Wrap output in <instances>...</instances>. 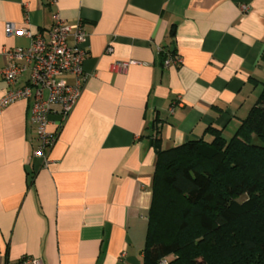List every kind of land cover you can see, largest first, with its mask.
I'll list each match as a JSON object with an SVG mask.
<instances>
[{
	"label": "crops",
	"instance_id": "0c3cea01",
	"mask_svg": "<svg viewBox=\"0 0 264 264\" xmlns=\"http://www.w3.org/2000/svg\"><path fill=\"white\" fill-rule=\"evenodd\" d=\"M54 11L83 22L88 78L46 163L33 156L30 102L0 110V264L23 255L143 264L157 158L151 126L164 148L209 125L234 132L264 80V0H0V68L6 48L31 43L7 25L47 35ZM169 47L179 66L162 63ZM124 61L136 63L118 69ZM9 88L0 77V98Z\"/></svg>",
	"mask_w": 264,
	"mask_h": 264
},
{
	"label": "trees",
	"instance_id": "16d2710c",
	"mask_svg": "<svg viewBox=\"0 0 264 264\" xmlns=\"http://www.w3.org/2000/svg\"><path fill=\"white\" fill-rule=\"evenodd\" d=\"M175 53L162 48V63ZM261 84L230 136L209 125L201 137L164 148L156 121L151 126L157 158L143 264H264Z\"/></svg>",
	"mask_w": 264,
	"mask_h": 264
},
{
	"label": "built area",
	"instance_id": "2783aa9c",
	"mask_svg": "<svg viewBox=\"0 0 264 264\" xmlns=\"http://www.w3.org/2000/svg\"><path fill=\"white\" fill-rule=\"evenodd\" d=\"M45 2L55 6L57 0ZM52 17L53 24L47 35L32 34L27 29H17L8 24L9 35L25 34L31 37V43L25 47L6 48L3 54L7 61L0 68V77L10 85L0 98V110L17 100L30 102V121L38 142L33 156L42 157L45 163L48 151L53 147L63 124L77 105L88 78L83 63L88 55L89 34L83 22L69 24L57 11L53 12ZM108 51H111V47ZM182 62L180 55H168L164 65L179 66ZM130 63L136 62L124 61L116 65L118 69H125ZM53 115L58 116L56 122L52 121ZM51 124L56 127L54 131L49 129ZM3 264L47 263L41 257L23 255L14 262Z\"/></svg>",
	"mask_w": 264,
	"mask_h": 264
}]
</instances>
